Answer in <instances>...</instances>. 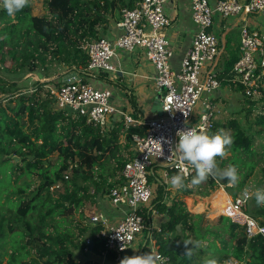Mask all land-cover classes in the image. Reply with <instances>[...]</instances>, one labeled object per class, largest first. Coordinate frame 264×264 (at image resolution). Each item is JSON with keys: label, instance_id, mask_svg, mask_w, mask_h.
I'll list each match as a JSON object with an SVG mask.
<instances>
[{"label": "trees", "instance_id": "16d2710c", "mask_svg": "<svg viewBox=\"0 0 264 264\" xmlns=\"http://www.w3.org/2000/svg\"><path fill=\"white\" fill-rule=\"evenodd\" d=\"M43 5V16H34L29 3L9 16L0 0V66L10 62L9 72H44L42 79H47L23 87L0 76V264H101L99 256L106 250L105 241L96 239V235L103 224L92 221L88 214L101 196H109L125 183L122 172L133 157L132 137L144 136L147 126L113 120L104 131L84 117L56 110L45 86L61 82L62 74L55 78L48 74L58 67L85 73L90 63L86 47L104 38L115 13L120 21L122 10L134 5L130 0H43ZM226 51L217 78L221 85L245 96L249 108L244 118L249 120L259 103H264V68L257 71V75L262 74L254 89L257 93L247 96L244 86L233 80L232 70L241 55L238 41L227 40ZM257 94L258 102L251 101ZM128 95L133 116L142 119L133 93ZM261 111L254 118L253 124L258 126L255 132L253 126L246 128L237 118L213 121L210 134L223 129L233 137L230 158H218V164L223 169L229 161L237 168L240 179L236 186L229 187L227 180L220 183L211 177L192 186L194 172L169 203L166 185L157 180L156 196L142 214L147 222L153 211L165 217L154 240L169 264H206L213 259L217 264H264L263 236L248 238L224 216L204 228L206 216L189 212L185 202L195 188L207 189L204 195L208 196L220 185L237 197L245 192L257 169L259 187L264 184V105ZM15 157L21 162L17 163ZM178 173L169 172L171 177ZM23 178L37 185L30 188L24 180L17 187ZM152 180L150 176V183ZM221 191L214 195L213 202ZM246 211L264 225V205L257 206L254 195ZM72 221H76L75 226ZM87 239H91V246H86ZM184 240L199 242L191 258L185 256ZM149 243L146 233L140 245L142 255ZM86 247L92 256L81 262L73 250L84 251ZM106 258L108 263L117 262L113 253H107Z\"/></svg>", "mask_w": 264, "mask_h": 264}, {"label": "built area", "instance_id": "2783aa9c", "mask_svg": "<svg viewBox=\"0 0 264 264\" xmlns=\"http://www.w3.org/2000/svg\"><path fill=\"white\" fill-rule=\"evenodd\" d=\"M130 1L134 6L122 10L119 23L122 34L114 40L102 38L93 41L86 47L90 63L85 73L69 71L63 74L58 85L45 86L56 110L84 117L87 123L104 131L110 128L113 117L123 118L125 125L147 126L144 136L132 137L133 157L122 172L125 183L114 188L108 196L114 207L123 209L122 215L114 224L102 215L92 218V221L103 224V229L96 235V239L105 241L106 250L99 256L103 260H107V253H113L118 261L144 234L147 233L148 239L154 241V232L161 231L153 226L150 219L147 222L142 214L154 196V188L149 181L153 168H164L166 180L171 178L170 170L181 173L186 169V177L195 172L173 150L178 143V130L195 127L204 128L207 133L212 131L216 113L214 98L221 88L216 65L224 54L219 38L211 30L215 16L221 19L241 16L264 19V0H220L214 7L208 0H187L197 30L180 68L176 70L171 63L174 51L166 36L172 25V20L165 13V5L170 0ZM118 51L143 53L153 65L155 87L163 95L161 116L139 123L116 107L110 89L96 87L90 81L101 74L117 75L121 72L113 63ZM240 52V59L232 70L233 80L244 86L246 95L251 96L257 93L254 89L262 75H257L258 68H264V35L244 24L240 30ZM33 78L36 82L47 81L37 75ZM199 105L202 110L197 115ZM157 141L162 145L161 156ZM250 199L251 194L247 191L232 197L220 214L243 229L248 238L264 237V225L246 211ZM91 245V239H87L86 246ZM154 251L164 258L165 264H169L168 257L161 255L156 247ZM84 252L91 253L87 247Z\"/></svg>", "mask_w": 264, "mask_h": 264}, {"label": "crops", "instance_id": "0c3cea01", "mask_svg": "<svg viewBox=\"0 0 264 264\" xmlns=\"http://www.w3.org/2000/svg\"><path fill=\"white\" fill-rule=\"evenodd\" d=\"M208 1L210 5L214 7L216 3L220 0H208ZM165 13L172 20V25L166 31V36L170 40L172 49L174 51V55L171 60L172 66L176 70H178L181 66V62L183 58L185 57L187 51L191 47L192 40H193L194 34L197 29L191 19V12H190L189 3L187 0H170L165 5ZM120 22L121 20L111 22L109 28L107 29L104 35L105 39L114 40L115 38L119 37L122 34V29L119 26ZM244 24H247L252 29H256L258 31L259 30L264 31V19L263 18H259L256 16H250L246 18L245 16H241L239 18L221 19L219 16H215L211 30L219 38L220 45L223 48V53H224L222 55V58L217 62V65H216L217 71H218L219 64L223 60L224 56H226L227 54V51H226L227 40L235 39L238 41L240 45V30ZM233 44L234 43L232 42V45ZM113 63L114 65L120 68L121 72L119 74L117 75L101 74L97 77V79L90 80V81H92V83L96 87H99V88L110 89L109 87H111V85L117 86L121 90V92L126 96V99L128 102V106H122L120 107V109H122L125 112V114L132 116V118L138 121L139 123L140 122L144 123V122H147L148 120L157 118L158 114L155 113L153 110V103H154L156 94L159 92L157 91L155 87L154 80H155L156 72H155L153 65L147 60V58L144 56L143 53H139V52L128 53L124 51H118L117 58L114 59ZM95 82L96 83L101 82L102 84L98 86L96 85ZM221 91L222 90L220 88V90L215 94V98L217 95L222 93ZM130 92L133 93V96L137 102L138 108L143 112L142 119L140 120L135 119V117L133 116V109L129 101V95H128ZM113 102H114V96H113ZM215 108H216V105H215ZM112 119L122 120L124 122L123 118L121 117H113ZM164 174H165V169L159 166H156L152 170L151 177L155 180V182H153V185H152L154 188L153 199L156 196L157 186H158L157 180L159 179L163 181V183L167 187V190L171 192V194L166 195V199L168 200L169 203H171L172 200L177 197L178 190H175L171 187L170 180H166L164 178ZM222 191L226 193L225 189ZM226 194L229 196V199L232 198L228 193ZM186 200H190L193 202L194 199L185 198V201ZM152 201L150 202L148 209L151 207ZM198 204H195L194 207L192 208L195 209V207ZM192 208H190V211H195V210H191ZM106 213H107L106 215H103V214H99V215H102L103 217L107 218L110 222L114 224L119 219V217L122 215L123 209L114 207L111 204L110 199H109L108 204L106 206ZM198 213L200 214L202 213V211ZM203 214L206 215V213H203ZM150 220L154 227L160 228L159 226L163 221H165V217L162 215H158L156 211H153L151 214ZM211 223L216 224L217 220L216 219L212 220ZM143 236H145V234ZM147 237H148V234H147ZM143 239L144 237L139 238L138 242L134 244L136 245V248L139 244L140 245L142 244ZM150 242L154 245V248H155L156 241L154 240ZM132 247L133 245L128 250H130ZM126 252H124L123 254H125ZM140 255H142V251ZM109 263L114 264L115 262L114 263L109 262Z\"/></svg>", "mask_w": 264, "mask_h": 264}, {"label": "rangeland", "instance_id": "374dc122", "mask_svg": "<svg viewBox=\"0 0 264 264\" xmlns=\"http://www.w3.org/2000/svg\"><path fill=\"white\" fill-rule=\"evenodd\" d=\"M29 5L31 7V12L34 16H43L45 15V10H44V5H43V0H29ZM120 16L118 13H115L113 18L111 20H119ZM260 31V30H259ZM262 34H264V31H260ZM102 36V34H101ZM11 67V63L8 62L7 65L5 67L0 66V76L8 81H16L18 82L21 86L23 87H30L31 85H33L36 80L33 78V76H38L39 78H43V74L42 73H29V74H23V73H13V72H9V68ZM66 67H58L54 70H50L48 71V74L50 76H52L51 78H55L57 76H62L63 74H65L67 72ZM32 74V75H31ZM62 74V75H61ZM31 75V76H30ZM96 83V82H95ZM52 84H57V82H53ZM102 83L101 82H97L96 85L100 86ZM111 89V91L113 92V96H114V104L116 105V107L120 108L122 106H128V102L126 99V96L121 92V90L114 85H111V87H109ZM221 94L217 95L214 102L216 105V115H215V119L214 121L219 122V123H223L228 119L231 118H237L242 125H244L246 128H251L253 126V128H251V130L253 132H255L258 129V126L253 124L254 122V118L255 116L262 112L261 108L263 107L264 103H259L258 108L253 112L252 116H250L249 120L244 118V115L247 111V109L249 108L248 104L246 103V99L244 98L245 96L242 95V93H240L239 91L235 90V89H231L229 87L223 86L221 85ZM260 97V95H255L254 98H252L251 101L253 102H258V98ZM201 106L199 105L197 107V115L199 114V112L201 111ZM196 119V117H195ZM210 134V133H209ZM261 139H258L257 141V145H260ZM231 150H230V154L228 155V157L226 158H230L231 156ZM17 157H15V161H17V163L21 162L20 158L16 159ZM231 166L230 162L228 161L225 164V168ZM25 180V178H23L21 181H19L17 184V187L19 185L22 184V182ZM259 180H260V171L259 169L256 170L255 174L253 177H251V179L248 182V187L245 191L249 192L251 194V197L254 195V192L257 189H264V184H262L259 187ZM27 183L30 184V188H33L37 185V182L34 180H30V179H26L25 180ZM220 183H222L225 180H218ZM153 182H155V180H152V185ZM222 186V187H221ZM229 186V185H228ZM231 187V186H229ZM226 191V193L229 194L228 190H227V186L225 185H220L218 188L211 190V192H209L208 196H205L204 194L207 193V189L205 188H195V193L194 195L191 197L193 200H186V205L187 208L189 210V212L193 213V214H199L198 212H201L200 214L206 213V219L203 222V227L206 228L207 226H211L213 223L212 220L217 219L219 216H222L220 214V212L218 211L221 207H224L225 204V198H227V200L229 201V196L225 193L219 192L217 194L216 199L214 200L215 202L212 201V198L214 197V195L219 191V190H224ZM168 195L171 194V192H169L167 190ZM230 195V194H229ZM231 196V195H230ZM232 197V196H231ZM109 201V197L108 195H103L101 196L98 200L96 205L93 207L92 212L90 214H88V217L94 218L95 216L99 215V214H103L106 215V206L108 204ZM199 203V204H198ZM195 204H198L195 209L192 208L194 207ZM190 208H192L191 210H195V211H190ZM218 211V212H217ZM159 215V214H158ZM77 220V219H76ZM73 225H76V221H72ZM75 233L77 234V231H75ZM85 238H87L88 236H84ZM138 242V240L134 243L136 244ZM140 244L137 246L133 245V247L128 250L125 254L122 255L121 260L124 257H131L134 255H138L140 254ZM154 245L150 242L148 244V246L145 248L144 253H150L151 250H154ZM74 255L82 262V261H86L89 260L91 258V256L89 254H86L84 251H81L80 249L78 250H73ZM120 260V261H121ZM100 263H104V264H110L108 263L107 260H103V259H99ZM120 261L115 262L114 264H120Z\"/></svg>", "mask_w": 264, "mask_h": 264}, {"label": "clouds", "instance_id": "9594fccd", "mask_svg": "<svg viewBox=\"0 0 264 264\" xmlns=\"http://www.w3.org/2000/svg\"><path fill=\"white\" fill-rule=\"evenodd\" d=\"M29 0H2L3 8L9 16L25 8ZM186 116V114L184 113ZM178 143L175 145L174 152L178 158L185 162L187 166L195 171L191 179L192 186L207 182L209 178L218 180H227L229 186H236L239 182L238 170L235 166H229L221 169L218 164V158L223 160L230 154V148L234 143L233 137L225 130L221 129L215 134H209L204 128H186L178 130L176 133ZM159 142V141H157ZM170 143V142H169ZM159 156L163 155L162 145L159 142ZM187 176L186 169L181 173L173 175L170 178V185L175 190L184 188ZM254 198L257 206L264 205V189H257L254 192ZM186 252L185 256L191 258L194 249L199 247V242L192 240L183 241ZM188 245H192L188 248ZM120 264H165L164 258L154 250L143 255L124 257ZM206 264H217L216 260H208Z\"/></svg>", "mask_w": 264, "mask_h": 264}, {"label": "water", "instance_id": "95a60500", "mask_svg": "<svg viewBox=\"0 0 264 264\" xmlns=\"http://www.w3.org/2000/svg\"><path fill=\"white\" fill-rule=\"evenodd\" d=\"M162 98H163V95L160 93H157L155 96L154 103H153V110L155 113L158 114V116L162 115ZM177 229L180 230V227L177 226Z\"/></svg>", "mask_w": 264, "mask_h": 264}, {"label": "bare ground", "instance_id": "6f19581e", "mask_svg": "<svg viewBox=\"0 0 264 264\" xmlns=\"http://www.w3.org/2000/svg\"><path fill=\"white\" fill-rule=\"evenodd\" d=\"M224 200H225V203L228 202L227 198H225Z\"/></svg>", "mask_w": 264, "mask_h": 264}]
</instances>
